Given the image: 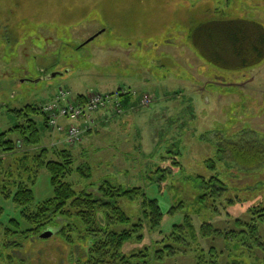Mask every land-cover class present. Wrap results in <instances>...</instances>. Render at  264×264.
<instances>
[{
  "label": "rangeland",
  "instance_id": "obj_1",
  "mask_svg": "<svg viewBox=\"0 0 264 264\" xmlns=\"http://www.w3.org/2000/svg\"><path fill=\"white\" fill-rule=\"evenodd\" d=\"M213 12L264 24V0H0V134L17 121L11 109L27 103L40 106L63 89L75 96L120 88L137 91L134 109L119 118L110 117L103 124L107 128L97 123L101 119L97 113L96 123L82 131L81 142L68 145L77 166L88 163L93 169L90 181L74 175L77 189L92 182L88 190L97 193L100 183L110 179L125 187H143L160 201L161 226L155 231L146 228L143 240L127 242L126 254L162 247L173 226L189 217L197 237L188 244L169 240L180 252L164 261L194 264L195 249L209 251L225 245L212 234L200 233L203 223L240 230L236 221L250 222V209L264 205V168L249 175L222 164L220 173L230 187L225 200L217 208H213L217 203L213 199L200 200L203 190L195 177L213 175L210 164L219 161L215 144L219 132L231 135L254 129L264 138V61L251 70L220 71L194 49L191 32ZM53 73L57 75L38 80ZM142 98L151 101L144 105ZM37 120L42 125V117ZM45 134L41 146L26 149L23 145L19 151L67 145L53 129ZM179 148L183 171L160 194L153 179L155 170L167 163L163 155ZM33 189L36 202L53 195L46 169ZM180 202L182 206L171 211ZM119 204L130 216L138 217L140 199L124 197ZM0 206L4 207L3 221L15 215L19 218L13 203L1 194ZM57 221L63 226L70 222ZM49 228L53 234L48 238H8L1 229L0 263L8 264L11 254L14 264H77L75 257H84L88 241L77 238L73 245L58 229ZM6 241L19 245L8 249ZM238 253L237 259L245 264H264L252 253L241 249Z\"/></svg>",
  "mask_w": 264,
  "mask_h": 264
},
{
  "label": "trees",
  "instance_id": "obj_2",
  "mask_svg": "<svg viewBox=\"0 0 264 264\" xmlns=\"http://www.w3.org/2000/svg\"><path fill=\"white\" fill-rule=\"evenodd\" d=\"M190 38L198 56L220 71L251 70L264 61V24L256 19L213 12L200 27L191 32ZM77 98L84 102L87 96L78 94ZM135 102L136 97L132 92L121 95L124 109L131 108ZM10 111L17 121L13 127L0 134V194L13 203L19 218L15 215L3 221L4 207L0 206V232L4 228V235L8 238L13 235L41 238L43 232L53 226L73 245L77 238L88 241L84 257H75L77 264H166V257L180 252L169 240L176 244H188V240L197 237L193 224L186 217L183 222L173 226L170 234L165 236L162 247L126 254L123 248L127 242L143 240L146 228L155 231L161 226L164 212L160 201L151 198L143 187H125L110 179L100 183L97 193L88 190L92 182L77 189L73 182L74 175L90 181L93 177L92 166L88 163L77 166L75 155L68 145L19 151L18 141L26 149L43 144L45 133L49 130L48 118L41 107L35 104ZM38 116L43 119L42 125L37 120ZM12 134L17 137L11 138ZM215 138L219 161L213 160L210 164L213 175L208 178L203 175L195 177L197 186L203 190L201 202L213 199V202H217L213 208L221 205L230 188L225 175L220 173V164L249 175L264 168V138L259 132L242 129L226 135L223 131ZM168 154L162 156L167 163L158 166L153 176L160 194H165L169 180L183 171L180 148L170 150ZM43 169L50 174L53 195L36 202L33 188ZM124 197L140 199L137 218L130 216L120 206L119 200ZM229 202L233 203V200ZM182 204L180 202L173 206L171 211ZM250 211V222L236 221L240 230H223L211 223H203L200 233L207 237L212 234L225 245L222 249L218 245L213 246L209 251L195 249L194 264H245L237 259L239 249L243 253H252L264 263V205L260 203ZM64 219L70 221L65 226L57 221ZM75 223L82 227V231H78ZM13 245L18 246L19 243L6 241L8 249ZM195 247L198 248L197 245ZM11 256L8 255V264H14Z\"/></svg>",
  "mask_w": 264,
  "mask_h": 264
},
{
  "label": "built area",
  "instance_id": "obj_3",
  "mask_svg": "<svg viewBox=\"0 0 264 264\" xmlns=\"http://www.w3.org/2000/svg\"><path fill=\"white\" fill-rule=\"evenodd\" d=\"M128 93L123 90L116 93H97L91 95L84 102H80L69 90H61L56 97L42 105L43 112L47 115L48 123L53 131H57L65 135V140L68 144H76L80 141L82 131L91 129L96 118L95 114L101 109L111 107L116 114H122L123 108L121 105V95ZM151 99L145 100L142 98V103L147 105ZM62 118L69 120H83V128L78 125L70 124L68 126L60 123ZM19 147L22 143L19 141Z\"/></svg>",
  "mask_w": 264,
  "mask_h": 264
},
{
  "label": "crops",
  "instance_id": "obj_4",
  "mask_svg": "<svg viewBox=\"0 0 264 264\" xmlns=\"http://www.w3.org/2000/svg\"><path fill=\"white\" fill-rule=\"evenodd\" d=\"M40 70H41V72H43L44 68L41 67ZM44 75H45V74H44ZM56 75H57V73H53V74H51L50 76H42V77H40L38 80H40V79H42V78H43V79H47V77H48V78H51V77L56 76ZM22 80H24V79H22ZM26 80H27V79H26ZM29 80H30V79H29ZM34 80H35V79H34ZM34 80H33V81H34ZM38 80H37V81H38ZM24 81H25V80H24ZM118 88H119V87H118ZM55 94H56V93H55ZM54 96H55V95H53L52 98H53ZM52 98H51V99H52ZM51 99H50V100H51ZM47 101H49V100H47ZM47 101H43V103H44V102H47ZM41 103H42V102H41ZM41 103H40V104H41ZM28 104H33V103H27L26 105H28ZM26 105H25V106H26ZM110 112H112V110H110ZM110 112H109V111H108V112H106V111H102V112H100V117H101V119L97 118V119H98L97 123L102 124V126H103L104 123H107L108 120H109V118L112 116V114H110ZM113 117H115V116H113ZM118 118H119V117H118ZM64 123L67 124L68 122L64 120ZM77 123L80 124V122H77ZM103 127H104V128H107V126H103ZM48 132H49V131H48ZM93 133H94V132H93ZM93 133H92V134H93ZM89 134H90V133H89ZM47 135H48V133H47ZM64 146H66V145L64 144Z\"/></svg>",
  "mask_w": 264,
  "mask_h": 264
},
{
  "label": "water",
  "instance_id": "obj_5",
  "mask_svg": "<svg viewBox=\"0 0 264 264\" xmlns=\"http://www.w3.org/2000/svg\"><path fill=\"white\" fill-rule=\"evenodd\" d=\"M95 36L91 37L89 40L91 41L92 39H94ZM53 234V231L51 229H48L46 231L43 232V234L41 235L42 237L48 238Z\"/></svg>",
  "mask_w": 264,
  "mask_h": 264
}]
</instances>
